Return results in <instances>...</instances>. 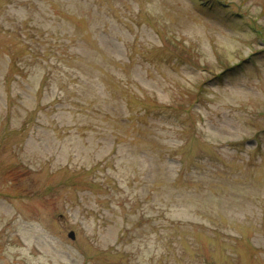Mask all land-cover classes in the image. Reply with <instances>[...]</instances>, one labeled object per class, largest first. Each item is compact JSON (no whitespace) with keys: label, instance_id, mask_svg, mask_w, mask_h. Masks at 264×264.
Returning <instances> with one entry per match:
<instances>
[{"label":"rangeland","instance_id":"obj_1","mask_svg":"<svg viewBox=\"0 0 264 264\" xmlns=\"http://www.w3.org/2000/svg\"><path fill=\"white\" fill-rule=\"evenodd\" d=\"M0 264H264V0H0Z\"/></svg>","mask_w":264,"mask_h":264},{"label":"water","instance_id":"obj_2","mask_svg":"<svg viewBox=\"0 0 264 264\" xmlns=\"http://www.w3.org/2000/svg\"><path fill=\"white\" fill-rule=\"evenodd\" d=\"M68 236H69L71 239H73V237H74L72 233H69Z\"/></svg>","mask_w":264,"mask_h":264}]
</instances>
